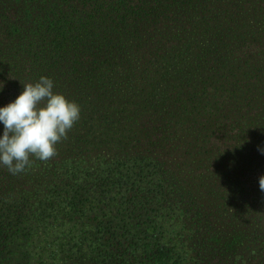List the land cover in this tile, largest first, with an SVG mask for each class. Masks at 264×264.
Wrapping results in <instances>:
<instances>
[{
    "label": "rangeland",
    "instance_id": "374dc122",
    "mask_svg": "<svg viewBox=\"0 0 264 264\" xmlns=\"http://www.w3.org/2000/svg\"><path fill=\"white\" fill-rule=\"evenodd\" d=\"M4 3L24 1L0 0V17ZM154 14L144 40L152 55L133 38V53L79 60L75 73L28 55L24 21L5 42L0 27V107L44 76L80 109L51 159L32 158L15 175L0 165V223L10 234L2 263L112 264L117 255L99 247L125 213L116 186L129 150L163 157L153 206L168 214L159 217L165 232L150 235L173 248L168 264H264V0H162ZM171 45L180 57L156 55ZM187 152L205 165L201 186L187 182Z\"/></svg>",
    "mask_w": 264,
    "mask_h": 264
},
{
    "label": "trees",
    "instance_id": "16d2710c",
    "mask_svg": "<svg viewBox=\"0 0 264 264\" xmlns=\"http://www.w3.org/2000/svg\"><path fill=\"white\" fill-rule=\"evenodd\" d=\"M23 1V7H10L4 3L2 11L6 15L0 17L1 35L5 42L15 34H19L20 28L23 33L25 26L20 25V21H24L28 29V55L32 57H48L53 59V63L72 64V68L67 71L75 73L77 69L74 68V64L79 60L95 63L100 57L113 60L118 55L123 58L124 54L133 53L132 51L136 48L135 41L132 42L133 38L140 41V52L144 55H152V48L144 44V40L156 31L157 20L154 19V11L162 0ZM118 38L121 45L115 43L112 46ZM158 42L162 44L163 39ZM110 43L111 50L101 55L102 50L109 47ZM151 46H156L155 42ZM156 48L158 52H161L156 55L161 54L170 58L181 56L172 45L169 48ZM198 134L204 136L202 130ZM125 151L119 166L126 168L127 172L123 174V184L116 186L123 192V201L120 200L119 206H123L125 213L123 216L121 214L117 216L121 220L116 224L114 231L110 234L103 233L106 242L99 248L117 255L112 264H126L128 257H135L137 261L138 258H142L145 261L144 264H168L173 248L160 245L159 240L152 239L150 235L151 229L165 232V229L159 225V217L162 216L161 214H168L162 213L168 207L163 209L153 206L155 202L161 200L156 198V187L161 185L155 182V174L159 167L165 165L162 163L163 157L160 153L148 152L147 155L144 151ZM187 154L190 157H187L185 162L192 159L195 164V168L190 169V174H187V182L189 185L201 186L200 182L206 178L205 165L198 163V158L193 159L192 155H196L195 153L187 152ZM257 156L264 159L258 153ZM207 161L209 162L208 159ZM113 168L111 165H106V173L112 175ZM115 181V177H112V184ZM73 199L77 204L80 201L76 197ZM203 225L204 223L200 224V226ZM7 229L1 224L0 264H10L1 261V256L10 239Z\"/></svg>",
    "mask_w": 264,
    "mask_h": 264
},
{
    "label": "clouds",
    "instance_id": "9594fccd",
    "mask_svg": "<svg viewBox=\"0 0 264 264\" xmlns=\"http://www.w3.org/2000/svg\"><path fill=\"white\" fill-rule=\"evenodd\" d=\"M75 102L53 92V81L41 76L37 82L23 84L22 93L0 107V165L15 175L29 166L31 159L48 161L56 155V144L67 138L79 119ZM264 192V176L259 178Z\"/></svg>",
    "mask_w": 264,
    "mask_h": 264
}]
</instances>
